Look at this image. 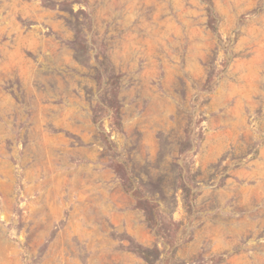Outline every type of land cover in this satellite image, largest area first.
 Wrapping results in <instances>:
<instances>
[{"label":"rangeland","instance_id":"rangeland-1","mask_svg":"<svg viewBox=\"0 0 264 264\" xmlns=\"http://www.w3.org/2000/svg\"><path fill=\"white\" fill-rule=\"evenodd\" d=\"M0 264H264V0H0Z\"/></svg>","mask_w":264,"mask_h":264}]
</instances>
